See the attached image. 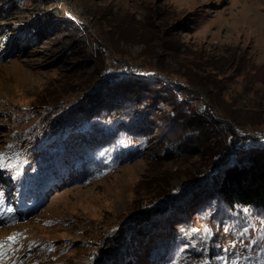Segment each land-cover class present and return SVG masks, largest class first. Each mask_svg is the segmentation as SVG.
<instances>
[{"label":"rangeland","instance_id":"374dc122","mask_svg":"<svg viewBox=\"0 0 264 264\" xmlns=\"http://www.w3.org/2000/svg\"><path fill=\"white\" fill-rule=\"evenodd\" d=\"M0 23L5 42L21 41L0 61V164L15 184L17 170L70 151L95 115L131 116L148 140L142 157L61 185L33 218L0 228L6 263L114 264V249L128 253L121 238L124 264H156L168 249L166 264H264V215L228 227L210 212L216 201L198 198L207 176L262 139L220 110L264 124V83L247 87L237 61L263 76L264 0H0ZM14 243L32 255L11 261Z\"/></svg>","mask_w":264,"mask_h":264},{"label":"trees","instance_id":"16d2710c","mask_svg":"<svg viewBox=\"0 0 264 264\" xmlns=\"http://www.w3.org/2000/svg\"><path fill=\"white\" fill-rule=\"evenodd\" d=\"M11 6H6L5 13L10 10ZM6 38L7 36L0 30V55L4 50H8L9 47L14 48L16 43L20 45L21 41L13 42L9 40L5 42L7 41ZM17 52L14 51L13 55ZM5 54H7L6 58L10 57L7 51ZM237 61L243 64L241 67L244 66L242 73L248 84L247 87L251 86L249 87L251 89L254 87L253 83H264V74L262 77H259L256 66L247 68L246 62L242 58ZM190 76V74L187 75L191 84L201 87L204 86L202 81L196 83ZM212 84H216L215 81ZM179 112H182L179 117H176L179 120L185 121L190 118L186 114L187 111L182 110ZM220 116L224 123L238 121L237 123L240 128L242 127L241 129L247 130V134L249 133L248 130L250 132L259 130L256 132H261L259 138H262L261 141L250 138V145L247 147L244 145L242 149L236 152L234 151V155H236L235 159L228 162L224 161L223 166L221 165V167L212 172L203 181V186L205 187L198 197L199 199L202 197L204 200L201 207L206 206V204L212 205L213 202L211 203L210 201L208 203L209 200L216 201L209 207L210 212H217L218 219L221 223L225 224L226 222L228 227L232 223L235 225L233 228L238 229L240 226L239 221L245 218L243 214L246 212L253 211L257 215L258 213L264 215V129L262 128L264 124L257 121L254 117L243 119L229 112L227 109H221ZM111 118L112 116L106 115V113L91 117L84 124L88 127H82L75 131L80 136V139L77 140L79 142L71 146L70 151H67L64 145L61 144L63 148L54 149L50 156L54 157L63 153L64 160L62 161L67 168H72L70 164L73 163V158H75L82 170L86 169V171H89L90 168L89 176L91 180L100 177L103 173L119 167L124 163L142 157L147 150L146 144L148 140L145 134H137L136 119L131 116L127 119L117 118V123L115 120L114 122L105 124ZM240 134L242 133H239L238 136ZM239 140L243 141V138ZM124 141L127 145L124 144ZM120 239H115V241L120 242L119 245L121 246L125 244L124 247H126L125 249L128 253L123 255L124 249L119 251L114 249L112 252V262L114 264H124L125 258L129 256V245ZM112 245L114 247L115 243H112Z\"/></svg>","mask_w":264,"mask_h":264},{"label":"snow or ice","instance_id":"6c2138e0","mask_svg":"<svg viewBox=\"0 0 264 264\" xmlns=\"http://www.w3.org/2000/svg\"><path fill=\"white\" fill-rule=\"evenodd\" d=\"M18 235V234H17ZM15 237L13 236V237H9V239H14Z\"/></svg>","mask_w":264,"mask_h":264}]
</instances>
